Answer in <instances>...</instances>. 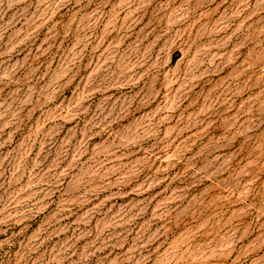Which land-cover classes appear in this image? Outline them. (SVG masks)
I'll list each match as a JSON object with an SVG mask.
<instances>
[{"label":"rangeland","instance_id":"rangeland-1","mask_svg":"<svg viewBox=\"0 0 264 264\" xmlns=\"http://www.w3.org/2000/svg\"><path fill=\"white\" fill-rule=\"evenodd\" d=\"M0 264H264V0H0Z\"/></svg>","mask_w":264,"mask_h":264}]
</instances>
